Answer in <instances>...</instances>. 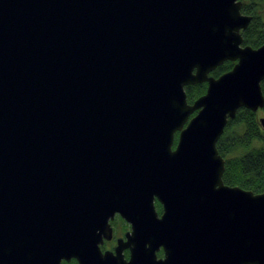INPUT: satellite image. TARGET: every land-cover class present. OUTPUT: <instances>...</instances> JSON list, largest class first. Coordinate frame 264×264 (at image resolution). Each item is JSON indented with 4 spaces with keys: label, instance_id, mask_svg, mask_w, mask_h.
<instances>
[{
    "label": "water",
    "instance_id": "95a60500",
    "mask_svg": "<svg viewBox=\"0 0 264 264\" xmlns=\"http://www.w3.org/2000/svg\"><path fill=\"white\" fill-rule=\"evenodd\" d=\"M241 5L0 0V264H115L95 261L115 213L126 264H264V191L225 185L216 149L264 106Z\"/></svg>",
    "mask_w": 264,
    "mask_h": 264
},
{
    "label": "trees",
    "instance_id": "16d2710c",
    "mask_svg": "<svg viewBox=\"0 0 264 264\" xmlns=\"http://www.w3.org/2000/svg\"><path fill=\"white\" fill-rule=\"evenodd\" d=\"M241 13L251 16L248 27L242 31L243 45L257 48L264 44V0H241ZM234 63L224 62L210 75L218 77L230 70ZM187 102L191 104L205 93L206 83L186 86ZM264 96V81L261 82ZM260 112L264 115V106ZM240 108L234 119L227 122L216 143L224 159L222 181L228 186H238L255 194L264 191V128L258 112Z\"/></svg>",
    "mask_w": 264,
    "mask_h": 264
},
{
    "label": "flooded vegetation",
    "instance_id": "af4514ba",
    "mask_svg": "<svg viewBox=\"0 0 264 264\" xmlns=\"http://www.w3.org/2000/svg\"><path fill=\"white\" fill-rule=\"evenodd\" d=\"M172 149H174V145ZM154 209L158 217H160L162 213V206L156 200L154 201ZM107 223L109 224L111 229L110 238L107 239L104 237V234H101L100 236L101 242L97 244V247L101 255L99 258L96 257L95 261L96 263H98L100 259L104 258V256L106 255L105 253H107L110 255L111 258L114 259L115 264H126L130 260V249L124 248L121 251L120 255L116 253L115 249L118 247L119 241L126 242L127 240L126 235L131 232V223L125 220L119 213H115L112 218L108 219ZM155 254H156V259L163 258L162 249H160ZM57 264H80V262L76 256L69 255L68 257L61 258Z\"/></svg>",
    "mask_w": 264,
    "mask_h": 264
},
{
    "label": "rangeland",
    "instance_id": "374dc122",
    "mask_svg": "<svg viewBox=\"0 0 264 264\" xmlns=\"http://www.w3.org/2000/svg\"><path fill=\"white\" fill-rule=\"evenodd\" d=\"M258 111H259V110H258ZM258 117L260 118V121H261V119L264 118L263 113L259 111V112H258ZM261 124H262V123H261ZM262 127L264 128V125H263V124H262ZM174 137H175V141H176V139H177V138H176L177 135H175Z\"/></svg>",
    "mask_w": 264,
    "mask_h": 264
}]
</instances>
